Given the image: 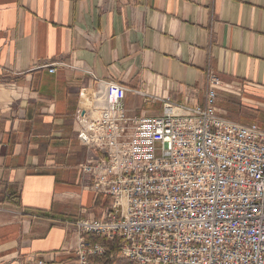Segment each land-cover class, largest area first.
Segmentation results:
<instances>
[{
    "label": "crops",
    "instance_id": "obj_1",
    "mask_svg": "<svg viewBox=\"0 0 264 264\" xmlns=\"http://www.w3.org/2000/svg\"><path fill=\"white\" fill-rule=\"evenodd\" d=\"M211 72L225 118L264 121V0H0V264H78L105 208L75 117L100 83L153 117L206 107Z\"/></svg>",
    "mask_w": 264,
    "mask_h": 264
},
{
    "label": "built area",
    "instance_id": "obj_2",
    "mask_svg": "<svg viewBox=\"0 0 264 264\" xmlns=\"http://www.w3.org/2000/svg\"><path fill=\"white\" fill-rule=\"evenodd\" d=\"M208 83L207 106L181 114L128 115V89L112 80L78 110L77 137L96 153L81 178L111 199L99 218L76 221L78 264L105 254L88 235L117 239L130 264H264V121L225 118L220 79Z\"/></svg>",
    "mask_w": 264,
    "mask_h": 264
},
{
    "label": "trees",
    "instance_id": "obj_3",
    "mask_svg": "<svg viewBox=\"0 0 264 264\" xmlns=\"http://www.w3.org/2000/svg\"><path fill=\"white\" fill-rule=\"evenodd\" d=\"M111 204V199L108 197L102 203L101 197L98 198L96 202V207L104 209L109 207ZM88 238L101 244L105 248V254L101 256H91L89 259V264H116V260L119 259V246L120 242L117 239H108L106 237H99L95 235H88Z\"/></svg>",
    "mask_w": 264,
    "mask_h": 264
},
{
    "label": "rangeland",
    "instance_id": "obj_4",
    "mask_svg": "<svg viewBox=\"0 0 264 264\" xmlns=\"http://www.w3.org/2000/svg\"><path fill=\"white\" fill-rule=\"evenodd\" d=\"M116 264H130V263L123 258H119L116 260Z\"/></svg>",
    "mask_w": 264,
    "mask_h": 264
},
{
    "label": "bare ground",
    "instance_id": "obj_5",
    "mask_svg": "<svg viewBox=\"0 0 264 264\" xmlns=\"http://www.w3.org/2000/svg\"><path fill=\"white\" fill-rule=\"evenodd\" d=\"M90 105H91V103L88 102V101H86V103H85L82 107H88V106H90Z\"/></svg>",
    "mask_w": 264,
    "mask_h": 264
}]
</instances>
